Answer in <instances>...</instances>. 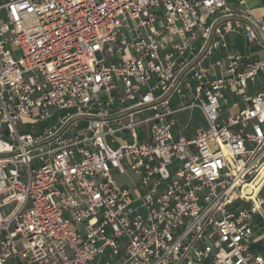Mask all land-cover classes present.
<instances>
[{
  "label": "built area",
  "instance_id": "obj_1",
  "mask_svg": "<svg viewBox=\"0 0 264 264\" xmlns=\"http://www.w3.org/2000/svg\"><path fill=\"white\" fill-rule=\"evenodd\" d=\"M259 51L246 0H0V264H264Z\"/></svg>",
  "mask_w": 264,
  "mask_h": 264
},
{
  "label": "rangeland",
  "instance_id": "obj_2",
  "mask_svg": "<svg viewBox=\"0 0 264 264\" xmlns=\"http://www.w3.org/2000/svg\"><path fill=\"white\" fill-rule=\"evenodd\" d=\"M257 54H258L259 58L264 60V52L263 51H259ZM64 113H65V110H60V111H58L57 114L62 115ZM45 124H46L45 122H39L36 125V130H40ZM25 130L32 132V129H30L28 126L25 127ZM116 179H117L118 182H123V183H128L129 182V180L127 179L126 175H121L119 177L116 176ZM10 207H11V205H7L2 210L4 212H6V211H8L10 209ZM263 209H264V205H263ZM259 227H261V228H259ZM254 228L256 229L257 232L264 231V222L261 221L258 216L255 217ZM252 247L253 248L254 247H259L264 252V239L261 242L257 243L256 245H252Z\"/></svg>",
  "mask_w": 264,
  "mask_h": 264
},
{
  "label": "crops",
  "instance_id": "obj_3",
  "mask_svg": "<svg viewBox=\"0 0 264 264\" xmlns=\"http://www.w3.org/2000/svg\"><path fill=\"white\" fill-rule=\"evenodd\" d=\"M228 1L233 2L235 0H228ZM246 3L253 9V14L264 22V0H246ZM237 44L239 47L242 48V46L244 45L243 37L241 36L237 37ZM258 249L261 252L263 251L260 248Z\"/></svg>",
  "mask_w": 264,
  "mask_h": 264
}]
</instances>
